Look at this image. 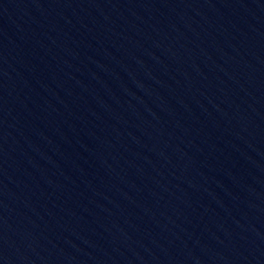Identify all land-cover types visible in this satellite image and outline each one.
<instances>
[{"label": "water", "instance_id": "water-1", "mask_svg": "<svg viewBox=\"0 0 264 264\" xmlns=\"http://www.w3.org/2000/svg\"><path fill=\"white\" fill-rule=\"evenodd\" d=\"M0 264H264V0H79L0 79Z\"/></svg>", "mask_w": 264, "mask_h": 264}]
</instances>
